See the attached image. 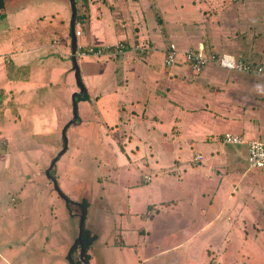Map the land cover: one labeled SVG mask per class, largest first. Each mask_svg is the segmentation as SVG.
Wrapping results in <instances>:
<instances>
[{"label": "crops", "instance_id": "crops-1", "mask_svg": "<svg viewBox=\"0 0 264 264\" xmlns=\"http://www.w3.org/2000/svg\"><path fill=\"white\" fill-rule=\"evenodd\" d=\"M108 1L111 9L115 11V7H118L117 4L110 3L112 0ZM29 2L30 5H34V2H46L47 20L46 24L40 23L37 31L24 29L26 23L22 24V31L17 32L4 42L8 44V52L1 54L7 55V61H4L5 57L1 58L0 56L2 64L5 65L3 71L5 82L2 81L0 84V90L2 91L0 115L4 117L5 111L8 114V108L10 107L14 122L3 123L2 120L3 124L0 125L2 134L0 135L3 136L0 137V146L2 147L0 152H7V140H10L12 130L16 134L22 132L21 130H15V123L20 118L18 117L20 113L16 109H19L18 107L22 102L24 103V109H36L39 104L29 105L28 100L32 101L38 96L37 92L44 90L46 96L43 95V98H46V101L50 100L51 104L49 110H44L46 108L42 109L44 111H41L39 118L48 116L53 123L57 122L58 116L61 114L56 111V108L61 106L59 102H62L64 111H67L68 102H70L73 117L69 121L67 120L70 115L66 117V122L68 123L62 133L71 126L77 128H81V126L84 128H102V132L106 137L105 140L115 151V166H111L109 164L110 161L106 160L108 165L101 169L102 173L109 169V182L116 185L120 184V173L130 163L141 162L144 168H149L150 164L154 166L161 158L168 160V164L167 167L160 168V171L154 174L156 181L159 178L164 179V185H166L172 176L185 177L189 173L187 179L190 178L191 181L199 182V184H192L190 188L188 186L181 188L182 196L185 198L183 201L172 198L170 200L171 204L169 202H161L159 207L155 206V204L147 205L144 213L133 210L131 207V195L133 190L136 189L135 187L147 184L153 179L147 173L141 174L137 181L128 185L130 189H133L129 190L127 194L126 202L129 204V206L127 205L128 210H126L129 214L128 222L127 218L123 217L124 211L121 210L105 211L101 215V222L104 228L112 234V239L106 241L102 239V235L97 231V227L93 223L92 201L89 200L92 195L90 197H82L80 201L86 199L89 202L83 228L96 234L97 237L87 251L90 256V261L87 263L105 264L104 253L109 248L112 251L125 250L128 254L133 244L129 243L130 241H125L122 237L128 232L129 234L134 233L137 237L133 247L136 250L137 260L134 261V258L132 260L130 258L132 256H128V258L126 254L123 258H118L116 264H130L131 260V264H183L184 259L188 256V250L185 248L189 247L195 236L194 231H192L191 235L188 233L194 230V225H199L201 231L204 232V236L208 234L209 236L206 237H218V264H240L239 259L241 260L244 257L247 262L249 259H254L256 257L254 253L243 255L238 245L251 242L256 245H264V169H250L248 163L247 167H245L242 162L244 156H242L241 152L243 151L246 154L247 146L244 148L239 146L240 144H227L222 141V138L227 133L240 136L245 141L241 145H246V142L251 140L264 141V102L249 104L250 99L249 97L247 99L246 93L242 94L241 97L237 95V91L240 89L238 86L242 78L227 75L224 72L225 70L216 65H208L196 74L185 61L184 53L188 50H198L202 53H207L208 51L206 49L202 50L201 36L197 38V35L195 38L194 29L192 28L195 24H202L203 26L207 22L205 21L206 18H204L206 16L204 11L203 14H200L197 10H200L199 7L203 6V4H198L199 1L197 0H181L183 6L185 3H188V5L180 13V0L169 2L168 5H165L162 0H152V10L154 13L158 11L162 20L160 25L158 24L159 29L162 31L166 30V33L162 32L163 34H159L157 31H152L146 38L141 32L132 33L129 29L117 28L118 22L122 23L123 21H115V17L111 14L107 3L106 5L102 4L103 8H100L98 2L90 4L84 25H81V34L75 36L76 48L80 46H112L117 42H124L128 52L116 59L81 58L82 62H80V57L75 56L82 87V92H79L80 89L76 83L72 61L70 4L65 0H31ZM145 3L147 2H144V0L128 3L130 12L129 9L125 10L123 6L119 9L117 8L118 14L115 11L117 14L116 18L131 19L130 16L133 14V18L138 19L145 11L144 13L149 15L147 19H150L153 25L154 16L147 9L144 11L138 9L139 7L144 8ZM206 5L211 8L210 2ZM26 6L25 4L14 11L3 14L4 17L1 19H5L7 14L23 10ZM236 8L235 6L234 10L229 14V18L231 16L232 19L235 15L238 18L240 17L238 22L242 25L246 23L244 18L250 19L251 22L264 19L263 15H259L260 17L255 15L253 9L249 11V14H244L243 10L237 14ZM187 9H194V14L193 12L188 13L186 16L190 17H185L184 12ZM165 13L170 16V19L172 18L173 28L171 32L165 26ZM37 21L38 19L35 22ZM77 23V21L74 23V31L79 29ZM122 24L119 25L121 26ZM260 25L256 28L253 27L250 29L252 30L249 31L250 33L246 32L237 41L233 40L227 45H225L223 36H232L236 31L231 30L240 28L237 25L233 26L230 21L228 31L225 34H221L219 33L220 28L217 27L220 41L210 42L213 45L210 51L232 55L240 62L264 63V40L262 38L256 39V37L260 36L259 32L258 35L252 33L254 29L258 28L259 30ZM122 27L124 28V26ZM166 34L178 50L177 63L169 67H166L163 61L164 51L168 47L164 41ZM78 38H83V42H78ZM143 39H148L147 43L152 47H150L151 51L149 53L140 56L136 52H132L129 46L136 43L141 44L142 41H145ZM199 47L200 49H198ZM153 52L162 54L160 66L149 60ZM65 60H68V62ZM227 72L233 73L234 71ZM246 77L253 82L250 93L254 97L264 100V80L254 79L261 77H248V75ZM83 90L86 91L88 98H80L74 105L72 95L76 94L75 97H83ZM106 92L113 99L110 103ZM43 98L39 97L36 102L41 101ZM52 100L59 102L58 104L56 102L52 104ZM111 107H113V111H110ZM66 114H69L68 111ZM181 115L192 119L186 136L183 135L184 128L181 127ZM166 121L168 124H166ZM213 121L221 123L216 127L219 129L210 131L209 128L211 127L206 130L202 128L201 124L205 125L206 128ZM161 123L165 124L162 128H168L167 132L159 134L158 143L162 145L158 144L155 138H150L148 134L146 135L142 131V134L138 135L137 132L131 130L129 133L120 130L121 128H161ZM222 124L227 127H222ZM36 127L41 128L43 126ZM104 128H118L120 133L115 136L111 132V136H109ZM222 128H236V131L232 132ZM33 132L39 139L44 137L43 133L45 130ZM149 133L153 135V131L150 129ZM167 133L172 143L175 144L174 146L171 145L172 147L168 146L164 139ZM181 141H183L182 144H180ZM66 145L62 154L67 151L68 145ZM231 145H236L237 148ZM158 147H160L161 151H159ZM194 147L206 150L209 155V162L203 168H201L200 164L205 161L206 156L201 151L197 154H191V150ZM166 149H169V151ZM161 152H164V154L162 155ZM188 155H191L190 161L185 160ZM197 156L199 159H196ZM95 158L94 161L100 164L98 158L101 160L102 157ZM2 162L4 169L10 172L11 156H3ZM193 164L197 168H193ZM113 170L115 175L112 176ZM71 174L76 176L73 173ZM58 182L60 184V181ZM61 182L63 187L60 189L68 196L70 189L67 186V182L65 179H61ZM97 183L99 184V182ZM99 188L103 190L104 185L101 184ZM174 188L177 190L178 185H175ZM210 190H213V196H210L212 194ZM49 191L50 194L52 191ZM71 193L72 200L76 204L74 206L76 212H72L71 207H66V209L69 215L75 217L78 221L75 238L67 243L70 245H68V249L61 237L58 234L51 233L48 228L44 245H46V255L51 254L52 256L46 264H72L70 262L73 257L71 252L76 256L75 251H72V247L75 242L78 243L77 236L81 212H79L80 209L77 206L79 197L76 196L74 191H71ZM16 199L17 197H15ZM212 204L213 211H211V214L208 211L212 208ZM167 208L171 211L169 215L171 227L167 225L168 228L165 229L163 225L159 222L157 223V215L159 212L163 214L162 209L167 211ZM248 211L253 214H247ZM132 217L138 219L135 221L137 226L139 221L142 225L133 229L126 228ZM161 228L166 230L163 234L162 232L158 233ZM184 229L188 231L186 234H184ZM247 230L248 232L251 231V233H248ZM156 236L162 237L155 238ZM164 241H168L169 247L161 249L159 253L154 248V245ZM206 244L208 249L214 246L209 241ZM207 248H204L202 253ZM18 249L19 245L14 244H4L3 247H0V264H22V256L19 258L17 256ZM216 250L215 248L214 251ZM162 255L164 256L162 257ZM205 255L208 256L207 253ZM77 256L84 264L80 259V249L77 251ZM210 259L211 256H208L209 261Z\"/></svg>", "mask_w": 264, "mask_h": 264}, {"label": "rangeland", "instance_id": "rangeland-1", "mask_svg": "<svg viewBox=\"0 0 264 264\" xmlns=\"http://www.w3.org/2000/svg\"><path fill=\"white\" fill-rule=\"evenodd\" d=\"M29 1L31 0L28 1L8 0V6L5 9L0 10V15H1V14L9 13L10 11H14L15 9H18L25 4L27 5L23 10H20L19 12L7 14L5 19H0V56L1 58L5 57L4 61H7L6 59L7 55H1V54L8 52L7 51L8 44L7 42L6 43L4 42L10 39L11 36H14V34H16L17 32H21L22 24L26 23L24 29L31 31H37L38 27L40 26V23L46 24V20H47L46 2L43 3L34 2V5L32 4L30 5ZM65 1L69 3V0H65ZM135 1L136 0H117L115 2V0H112L110 3L117 4L118 7L114 6L115 11L117 12V10L122 6L125 10H128L129 9L128 3H133ZM151 1L152 0H146V1L144 0V2H147L145 3L144 8L139 7L138 9L141 11L147 9L149 13L154 16L153 25L151 23V20L147 19V16L149 18V15L144 13L145 11L143 12L144 14L142 13L138 17V19H134L133 14L132 16H130L131 19L128 18L117 19L116 16L118 12L116 14V12L113 9H111V6H109L108 4L109 2L108 0H102V2L101 0H74V5L77 10L76 13L78 16L77 22L81 25L82 24L84 25V20L87 16L86 14L90 4L98 2L100 8H103L102 4L106 5L107 3V6L110 7L111 14L115 17V21L117 22L118 20L123 21L122 22L123 24L118 22L117 28L129 29V31H131L132 33L141 32L142 35H145L146 38L147 36L150 35L152 31H157L159 34L160 33L163 34L164 32L166 33V30L162 31L159 29L160 27L158 26V24L160 25L162 20L159 15V12L157 11V13H154V11L152 10L153 7H151L152 6ZM162 1L165 5H168L169 2L172 1L177 2L178 0H168V1L162 0ZM197 1H199L198 4H203V6L199 7L200 10L199 9L197 10L200 12V14L201 13L203 14L204 11V13L206 14L204 18H206L205 21L207 22L203 26L202 24H195L192 26V28L194 29L193 33L195 35V38L197 35H198L197 38L201 36L200 40L202 41L201 42L202 50L204 49L208 50L207 53L211 52L210 50H212L211 48L213 47V45L210 42L220 41L217 27L220 28L219 33L225 34V32L228 31L227 29H229L230 21L232 22L233 26L237 25V27L240 29L231 30V31H236V33H234L232 36H228V37L223 36L225 45H227V43L232 42L233 40L237 41L242 35H244L246 32L252 31L250 29H252L253 27L256 28L259 24H261L259 30L258 28L254 29L252 33H256V35H258L259 32L260 36L256 37V39L262 38V40H264L263 18L255 22L253 21L251 22L250 19L244 18V20H246V23L243 25L240 24V22H238L240 21L239 20L240 17L238 18L235 15V17H232V19L231 16L229 18V14L234 10L235 6L237 7L236 8L237 14L241 13V10H243L244 14L246 13L249 14V11L253 9L254 10L253 13L255 15H258V17H260L259 15L264 16V0H197ZM208 2H210L211 8L206 5L208 4ZM180 5L181 8L179 9V12L182 13L183 9H185V6H187L188 3H185V5L183 6L180 0ZM187 11L184 12L185 17H190V16H186L188 15V13L193 12L194 14V9H187ZM168 14L165 13L164 20H165L166 29L169 32H171V29L173 28V25L171 23L172 18L170 19V16ZM34 19L36 20L38 19V21L35 22L36 20L34 21ZM119 24L122 25L120 26ZM122 26H124V28ZM241 31L242 33L239 34V32ZM165 37L166 39L164 41H165V45L167 46L169 45V43H171L172 40L168 39L167 34L165 35ZM143 40L145 41H142L141 44L140 43L132 44V46H129V49L132 52H136L133 50L136 45L152 47L149 43H147L148 39L147 40L143 39ZM78 42H83V38H78ZM117 43L125 44L124 42H117ZM198 49H200V47ZM126 52H128V50ZM151 54L152 55L149 58V60L155 65L160 66L162 54L156 52L155 53L153 52ZM81 58L105 59L104 57H80V62H82ZM110 59H116V58H110ZM65 61L68 62V60ZM4 68L5 65L2 64V61L0 60V84L2 81L5 82V79L3 77ZM224 72H226L227 75H232L238 78H242V80H240L241 83L238 86L240 87V89L237 91V95L239 97H241L242 94L246 93L247 99L248 97L250 99L249 104L251 103L259 104L261 101L264 102V100H260L259 97H254L250 93V90L252 89L251 84L253 82L251 81V79L247 78L246 75L235 72L229 73L226 70ZM250 78H254V77H250ZM254 79L264 80L262 78H254ZM37 93L38 96L32 100L33 102L28 100L29 105L39 104L38 107L36 105L37 107L36 109L35 108L31 110L24 109L23 102L19 105L18 107L19 109H16L20 113L18 116L20 118L15 123L16 126L15 130L17 131L21 130L22 132L16 134L13 132L14 130H12L11 131L12 136L10 140H7L8 141L7 152L6 153L0 152V247H3L4 244L19 245L17 256L18 258L22 256L23 259L22 264H46V262L48 263V260L52 256L51 254H49L48 256L46 255V245H44V242L46 240V230H48V228L51 231V233L58 234L61 237V240L64 241L63 243H65L68 249L70 245L67 243H69V241L75 238L78 221L76 220L75 217L69 215L65 206L64 199H62L61 196L58 195L57 192L55 191L53 180L56 182L59 191L65 196V199H69L72 202L74 201L72 200L71 191H74L76 193V196L79 197L77 201L79 202V204L81 202L80 199L82 197L84 196L90 197V195H92V198H89V200L92 201L91 209H92V217L94 220L93 223L96 225L97 231L100 232V234L102 235V239H104L105 241L111 240L112 234L110 231L104 228V225L101 222V215H103V212L105 211L121 210L124 211L123 217L127 218V222H128L129 214L127 213L126 210H128L129 204L126 202L128 198L127 194L129 193V190H133L130 189V186L128 185L137 181L141 174L147 173V175H150L151 177H153V179L151 182L147 184L138 185L137 187H135L136 189H134L132 192L131 207L133 210H136L138 212L145 213L147 205L155 204V206L159 207V204L161 202H169V204H171L172 202L170 200L172 198L180 199L178 201H183L185 198L184 196H182L183 192L181 191V188L182 187L184 188L185 186H188L190 188L192 184H199L198 181H191L190 178L187 179L189 173L186 174L185 177L172 176V178H169V181L166 185H164V179L159 178L156 181L154 179V174L158 173V171H160V168L162 169L163 167H167L168 160H166L165 158H161L159 162L154 166L150 164L149 168H144L143 167L144 165L141 162L130 163L127 167L122 169L120 173L121 175L120 184L116 185L112 182H109L108 181L110 174L109 169L105 170V172L103 173L101 169L104 168L105 165H108L106 160L110 161L109 164L111 166H115V162H116V159L114 157L115 151L105 140L106 137L102 132V128H84L83 126H81V128H77L71 126L70 128H67L64 133H62L65 125L68 123L66 122V117L70 115L67 121H69L73 117L71 103L68 102L67 111L69 114H66L67 111H64V106H62V102L58 101L61 106L60 108H56V111L57 113L59 114L61 113V114L60 116H58L59 117L58 121L53 123L48 116H46V118H39L41 116V111L49 110L51 101L50 100L46 101V98H43V95L46 96L44 90ZM106 95H108L109 97V101H108L109 103L113 101V99L110 97V94H107L106 92ZM39 97L43 99H41V101L36 102L39 99ZM55 102L56 101L52 100V104H54ZM58 102H56V104H58ZM43 108L46 109L42 110ZM110 109H111L110 111H113V107H111ZM8 110H9L8 114L5 111L4 117L3 115L1 116L2 119L0 125L5 122L6 123L14 122L12 120L10 107L8 108ZM191 120H192L191 118H187V116L185 115L180 116L181 127L184 128V134H183L184 136H186L188 133L187 129L190 126L189 123ZM213 122L208 124L206 128L205 125L203 124H201V126L205 130L211 127L209 128L210 131L212 129L215 130L219 129L216 127L221 123L218 122L213 123ZM166 124H168L167 121ZM41 125L43 127H41ZM164 125L165 124L161 123V128H133V129L121 128L120 130L126 131V133H129V131L131 130L133 132H137L138 135L142 134L141 133L142 131L143 133H146V135L148 134L150 138L152 139L155 138L156 142L158 143L159 134H162L163 132H167L168 130V128H162ZM222 125H223L222 127H227L224 124ZM36 126H40L41 128H37ZM149 129L153 131L154 137L151 133H149ZM222 129L230 130L232 132L236 131V128H222ZM36 130L38 131L45 130V132L43 133L44 137L39 138L40 140L35 136V132H33ZM104 130L108 132L109 136H111L110 135L111 132L112 135L115 136H117V134L120 133V130L118 132V128L117 129L104 128ZM0 134H2L1 130H0ZM2 136L3 135H0V137ZM164 139L167 142L168 146L175 145L174 143H172L168 133ZM64 142H66L68 146ZM182 143L183 141L180 142V144ZM65 145L68 147L67 151L64 154H62L59 160L57 159L55 161L52 170H50L51 176L53 178L52 180L51 178L46 176L45 171L50 166L51 164L50 162H52V160L56 158V156L60 153V151L64 148ZM163 146H167V145H163ZM231 146L237 148L236 145H231ZM239 146H243L245 148L246 145L240 144ZM1 148L2 147L0 146V149ZM158 148L159 151H161L160 147ZM166 150L169 151V149ZM199 151H201L206 156L205 161L200 164L201 168H203L205 164L209 162V155L207 154L206 150L196 149L195 147L191 150V154H197ZM245 152L246 154L243 151L241 152L242 156H244V158H242V162L244 163L245 167H247V161H246L247 151ZM161 153L162 155L164 154V152ZM6 155L11 156L10 172L4 169L5 167L2 162L3 156ZM100 156L102 157V159L100 160V158H98V162L100 164H97L94 161L96 159L95 157H100ZM190 156L188 155V157H186L185 160L190 161L191 160ZM153 164H154V159H153ZM192 167L197 168L194 164L192 165ZM71 173L75 174L76 176H72ZM61 179L66 180L67 186L71 190L70 191L68 189L69 190L68 196L65 194L63 190L60 189L61 187H63V184H61L62 183ZM58 181H60V184ZM97 182H99L100 185L101 184L104 185L103 190H100L99 188L100 185ZM175 185H178L177 190L174 188ZM49 190L52 191L50 194H49L50 192ZM210 192L212 193L213 190L212 191L210 190ZM213 195H214L213 193L210 194V196ZM14 196L17 197L18 201H16L17 199L15 200ZM215 199L217 198L215 197ZM213 204L210 211H208L211 214H212L211 211H213ZM74 206L75 205L70 204L72 212H76V208ZM162 210H163V214L159 212L157 215V223L159 222L166 229L168 228V226L171 227L170 225L171 220L169 217L171 211L169 208L166 209L167 211H165V209ZM248 213L250 215L253 214L250 211H248L247 214ZM136 220L138 219L132 217L130 223H128L129 226L127 224L126 228L129 227V229H133L141 226L142 223L140 221L138 222V226H137V223H135ZM164 231L166 230H163L161 228V231H159L158 233L160 234V232H162L163 234ZM192 231L195 232V236L189 247L185 248L186 250H188L187 253L188 256L184 259L183 264H218L217 263L218 237H213V236L210 238L206 237L209 236L208 234L204 236V232L201 231L199 225H194V230H191V232L185 230L184 234L188 232L189 235H191L193 233ZM248 233H251V231ZM162 236H156L155 238ZM122 237L125 239V241H130L129 243L133 244L131 246V249L128 251V254L126 253L125 250L112 251L109 248V250L108 249L105 250L104 253L105 264H116V260L118 258H123L124 256H126V254L127 257L132 256L130 257L132 258V260L133 258L134 261L137 260L135 255L136 250L133 248L135 246L134 244L136 242L137 237L134 235V233L129 234L128 232H126V234ZM207 241H209L211 244L214 245L211 246V249L207 248L208 247L206 244ZM154 246H155L154 248L158 250V252L160 253L161 252L160 250L169 247V244L168 241H164L155 244ZM238 247L240 248L243 255H247L249 253H254L256 255L254 259L252 260L249 259L248 262L245 257L241 258V260L239 259L240 264H250V263L262 264L264 262V245L261 244L256 245L253 242H251L248 244L238 245ZM204 248L207 249H205L204 253H202ZM215 248L217 249L216 251H214ZM205 253H207L208 256H211L210 261L208 260V256H206ZM163 256L164 255H162V257ZM132 260L130 261V264Z\"/></svg>", "mask_w": 264, "mask_h": 264}, {"label": "built area", "instance_id": "built-area-1", "mask_svg": "<svg viewBox=\"0 0 264 264\" xmlns=\"http://www.w3.org/2000/svg\"><path fill=\"white\" fill-rule=\"evenodd\" d=\"M78 30L74 31L75 36L81 34L82 26L77 23ZM140 56L151 51L149 46L136 45L133 49ZM127 48L121 44L116 43L112 46H80L75 50V55L78 57H104L107 59L117 58L125 54ZM178 50L174 44H169L164 51V65L166 67L172 66L177 63ZM185 61L189 64L190 69L194 73L201 72L208 65H216L219 68L227 71H234L243 73L248 76L264 78V63H247L240 62L235 57L229 54H218L215 52L202 53L196 50H188L184 53ZM2 91L0 90V98ZM1 116V115H0ZM223 142L227 144H242L245 141L237 135L225 134ZM247 146V163L250 169H264V141L251 140L246 142ZM196 159H199L197 156Z\"/></svg>", "mask_w": 264, "mask_h": 264}, {"label": "trees", "instance_id": "trees-1", "mask_svg": "<svg viewBox=\"0 0 264 264\" xmlns=\"http://www.w3.org/2000/svg\"><path fill=\"white\" fill-rule=\"evenodd\" d=\"M7 1L8 0H0V10H3V9H5V7H6V5H7ZM75 6V5H74ZM76 9V8H75ZM76 13H77V10H76ZM4 17V15L3 14H1L0 15V19L1 18H3ZM77 19H78V16H77V14L75 15V18H74V23H76V21H77ZM124 45V44H123ZM79 82H80V84H81V81H80V79H79ZM82 96L83 97H75V99H74V103H76L80 98H82V99H87L88 97H87V95H86V91L85 90H83V93H82ZM51 174V173H50ZM113 175H115V171L113 170L112 171V176ZM114 180V179H113ZM62 196H63V198H65V196L62 194ZM68 200V203H67V205H66V207L67 208H69L70 207V204H72V205H76L74 202H72L71 200H69V199H67ZM77 206L79 207V212H81V215H83L84 216V218H85V214H86V211H87V208H88V206H89V202L86 200V199H83L81 202H80V204H77ZM97 237H96V234H94V233H92V232H90V231H88V230H86L85 228H83L82 229V234H81V241H82V246H83V248L85 249V251H84V260L86 261V262H88V261H90V256L87 254V251L89 250V248L91 247V245H92V243L95 241V239H96ZM80 249V246L78 245V243L77 242H75L74 243V245H73V247H72V251H75V253H76V256L73 254V252H71V254H72V260L70 261L72 264H83L80 260H79V258H78V256H77V251ZM89 263V262H88Z\"/></svg>", "mask_w": 264, "mask_h": 264}, {"label": "water", "instance_id": "water-1", "mask_svg": "<svg viewBox=\"0 0 264 264\" xmlns=\"http://www.w3.org/2000/svg\"><path fill=\"white\" fill-rule=\"evenodd\" d=\"M69 4L71 7V16H70V33H71V50H72V61H73V68H74V72H75V79H76V83L79 86L80 91L82 92V87L81 84L79 82V72H78V67L75 61V50H76V38H75V34H74V18L76 15V9L74 6V0H69ZM76 94L72 95V101H74V97ZM75 105V103H73ZM65 147L60 151V153L56 156V158H54L50 164V166L48 167V169L46 170V176L52 178L51 174H50V170H52L53 165L55 163V161L60 157V155L64 152ZM53 185L55 188V191L61 196L62 199H64L65 203L67 204V199L63 198L62 193L59 191V189L57 188L56 182L53 180ZM83 225H84V216L80 215L79 218V227H78V236H77V241L78 244L80 246V259L84 262V264H88L85 260H83V255H84V248L82 246V241H81V234H82V229H83Z\"/></svg>", "mask_w": 264, "mask_h": 264}]
</instances>
